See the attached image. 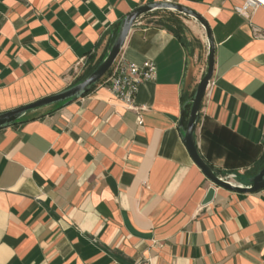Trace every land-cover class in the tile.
Segmentation results:
<instances>
[{
    "label": "crops",
    "instance_id": "1",
    "mask_svg": "<svg viewBox=\"0 0 264 264\" xmlns=\"http://www.w3.org/2000/svg\"><path fill=\"white\" fill-rule=\"evenodd\" d=\"M158 2L0 0V114L79 83L121 20ZM173 3L201 15L214 41L198 153L219 176L252 177L264 166V0ZM152 14L119 54L155 65L139 112L97 83L0 130V264H264V189L214 186L182 140L184 105L206 68L204 33L180 17L187 30L176 37Z\"/></svg>",
    "mask_w": 264,
    "mask_h": 264
},
{
    "label": "water",
    "instance_id": "2",
    "mask_svg": "<svg viewBox=\"0 0 264 264\" xmlns=\"http://www.w3.org/2000/svg\"><path fill=\"white\" fill-rule=\"evenodd\" d=\"M156 11L172 12L181 17L187 18L198 24L202 29L207 45L206 68L198 82L194 94L190 101L186 124L183 126V115L179 122V127L183 130V143L194 165L202 172L204 177L214 186L235 193H253L264 189V166L252 177L242 178L233 173H227L226 176H219L202 160L198 153L194 141V134L199 118V111L202 100L205 96L214 70V41L211 29L205 19L193 10L175 3L158 2L140 6L127 14L120 22L118 32L113 43L103 61L82 81L79 83L46 98L37 100L25 106L4 112L0 114V130L11 127L20 122L28 113L68 103L77 98L86 95L90 89L101 81L108 73L113 63L119 56L121 49L136 22L143 16L152 14ZM214 196V188H209L202 205L211 202Z\"/></svg>",
    "mask_w": 264,
    "mask_h": 264
},
{
    "label": "built area",
    "instance_id": "3",
    "mask_svg": "<svg viewBox=\"0 0 264 264\" xmlns=\"http://www.w3.org/2000/svg\"><path fill=\"white\" fill-rule=\"evenodd\" d=\"M164 3H173V0H163ZM258 34V32H256ZM264 37V35H259ZM156 68L153 62L146 61L141 65L129 62L123 57L118 56L108 73L101 79L100 83L106 87L111 94L123 102L127 109L133 108L134 99L139 86L145 82L153 80ZM138 125H141V119L138 117Z\"/></svg>",
    "mask_w": 264,
    "mask_h": 264
},
{
    "label": "trees",
    "instance_id": "4",
    "mask_svg": "<svg viewBox=\"0 0 264 264\" xmlns=\"http://www.w3.org/2000/svg\"><path fill=\"white\" fill-rule=\"evenodd\" d=\"M155 14H159L158 16H160L157 22H155L156 25L164 27L166 30H168L170 33H172L176 37H180V35L185 32L184 24L182 23V20L180 19L181 16H179L178 14H175L172 12L156 11L152 15H155ZM94 69L95 68L90 70L88 74L84 76V78L87 77ZM189 101H187L184 105V113L186 114V116H188V111H189V106H190V104L188 103Z\"/></svg>",
    "mask_w": 264,
    "mask_h": 264
},
{
    "label": "rangeland",
    "instance_id": "5",
    "mask_svg": "<svg viewBox=\"0 0 264 264\" xmlns=\"http://www.w3.org/2000/svg\"><path fill=\"white\" fill-rule=\"evenodd\" d=\"M187 22H189V24L187 25V26H189V27L191 26L190 24H193L194 26H196V25H195L192 21H190V20H188ZM184 28H185V31H186V30H187V27L184 26Z\"/></svg>",
    "mask_w": 264,
    "mask_h": 264
}]
</instances>
